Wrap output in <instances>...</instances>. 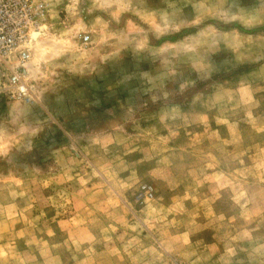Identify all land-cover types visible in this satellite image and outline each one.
<instances>
[{"label":"rangeland","instance_id":"rangeland-1","mask_svg":"<svg viewBox=\"0 0 264 264\" xmlns=\"http://www.w3.org/2000/svg\"><path fill=\"white\" fill-rule=\"evenodd\" d=\"M43 1L0 264H264V0Z\"/></svg>","mask_w":264,"mask_h":264},{"label":"built area","instance_id":"built-area-1","mask_svg":"<svg viewBox=\"0 0 264 264\" xmlns=\"http://www.w3.org/2000/svg\"><path fill=\"white\" fill-rule=\"evenodd\" d=\"M43 0H0V91L10 99L29 101L32 90L25 80L26 63L29 60L33 33L39 32L45 17ZM88 35H82L86 43ZM134 200L144 202L152 198L153 188L140 183L134 192Z\"/></svg>","mask_w":264,"mask_h":264},{"label":"bare ground","instance_id":"bare-ground-1","mask_svg":"<svg viewBox=\"0 0 264 264\" xmlns=\"http://www.w3.org/2000/svg\"><path fill=\"white\" fill-rule=\"evenodd\" d=\"M35 36H36V35L34 34V36H33V37L35 38Z\"/></svg>","mask_w":264,"mask_h":264}]
</instances>
